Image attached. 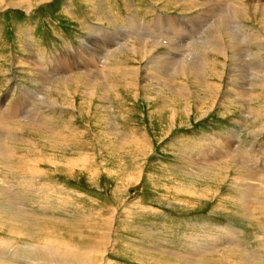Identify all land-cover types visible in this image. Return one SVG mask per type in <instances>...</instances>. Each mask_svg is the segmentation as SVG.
I'll list each match as a JSON object with an SVG mask.
<instances>
[{"label":"rangeland","instance_id":"374dc122","mask_svg":"<svg viewBox=\"0 0 264 264\" xmlns=\"http://www.w3.org/2000/svg\"><path fill=\"white\" fill-rule=\"evenodd\" d=\"M232 6L248 9L244 26L226 18ZM263 7L264 0H0L6 252L26 264L28 245L56 238L99 248L103 264H264V177L245 173L261 165L248 155L264 159ZM153 40L160 45L146 44ZM217 45L230 48L229 59ZM169 53L209 61L196 58L201 74L187 66L182 77L157 64ZM82 57L100 61L98 85L87 86L83 71L51 82L71 62L84 68ZM224 137L234 138L231 158L197 166Z\"/></svg>","mask_w":264,"mask_h":264},{"label":"bare ground","instance_id":"6f19581e","mask_svg":"<svg viewBox=\"0 0 264 264\" xmlns=\"http://www.w3.org/2000/svg\"><path fill=\"white\" fill-rule=\"evenodd\" d=\"M30 1V0H29ZM204 1V0H203ZM260 2V1H259ZM199 3H201V2H199ZM249 3V2H248ZM25 4V3H24ZM250 4V3H249ZM248 4V5H249ZM2 5V4H1ZM6 5V4H5ZM204 5V4H203ZM228 5V4H227ZM254 5V4H253ZM4 6V5H3ZM2 7V6H1ZM228 7V6H227ZM214 9H216V8H214ZM218 9V8H217ZM263 10H264V7H263ZM206 11V10H205ZM219 11H220V9H219ZM229 13V15L228 16H226V18H228V17H230V20H229V22H231V21H233V22H236V25L238 24V27H242V23H241V20H240V18L241 19H248V9L245 7V6H243V7H234V6H232L231 8L229 7L228 8V11H226V14H228ZM217 15V14H216ZM198 16V15H197ZM240 17V18H239ZM251 17V16H250ZM169 20V19H168ZM217 22V21H216ZM220 22V21H219ZM220 24V23H219ZM228 25H230V24H228ZM234 26V25H233ZM244 26V25H243ZM217 27V26H216ZM221 27V26H220ZM223 27V26H222ZM173 28H175V27H173ZM227 28V27H226ZM226 28H225V30H226ZM231 28H232V25H231ZM235 28V27H234ZM247 28V27H246ZM177 29V28H176ZM233 29V28H232ZM231 29V30H232ZM244 29V28H243ZM262 29H264V27H262ZM213 30V29H212ZM229 30V29H228ZM230 30V31H231ZM101 31V30H100ZM177 31V30H176ZM213 34V33H212ZM215 34V33H214ZM217 34V39L220 41V42H222L223 41V37H224V32H223V30L222 31H218V33H216ZM209 35V34H208ZM228 35V34H227ZM115 36V35H114ZM94 39V38H93ZM229 39V38H228ZM236 41V40H235ZM157 41L156 40H153V42L152 43H149V42H147L146 41V44L148 43V44H151L152 46H154V47H156V46H159L160 44H158V43H156ZM229 42V41H228ZM227 42V43H228ZM239 42V41H238ZM156 43V44H155ZM236 43H237V41H236ZM241 43L242 42H239V45H241ZM235 44V43H234ZM238 44V43H237ZM243 44H244V42H243ZM242 44V45H243ZM144 45V44H143ZM142 45V46H143ZM146 46V45H145ZM213 46V45H212ZM211 46V47H212ZM229 46V45H228ZM210 47V48H211ZM227 47V45L226 46H224L223 45V47L221 48L219 45H217V46H215L214 47V49H217L218 51H219V54H221L223 57H224V59H229V55H227L226 54V51H228L230 48H226ZM143 48V47H142ZM180 48H182V47H180ZM233 48H235V49H237L236 48V45H233ZM183 49H185V48H183ZM213 48H211V50H214ZM107 50V49H106ZM142 50V49H141ZM146 50V49H145ZM239 50V49H238ZM105 51V50H104ZM243 51H241V53H242ZM106 53V52H105ZM109 53V52H108ZM135 53V52H134ZM150 53H152V52H150ZM94 54H96V53H94ZM156 54V53H155ZM248 54V53H247ZM108 55V54H107ZM163 55V54H162ZM166 55V54H165ZM245 55V54H244ZM88 57H91L90 55H87ZM151 56V55H150ZM164 56V55H163ZM194 56V55H193ZM196 56V55H195ZM58 57V56H57ZM93 57H94V55H93ZM84 58V57H82V62L83 63H85V67L84 68H79V67H77V65H76V63H74V62H71L68 66H66L67 67V69H65L64 71H59V70H57V72H56V75H49V76H51V78H50V80H51V82L54 80V78H57V82H61V81H64V80H66V77L67 76H70V75H75V74H78V73H80L81 71H83L84 72V75H83V77H84V80H86L87 81V83H88V85L87 86H96V85H98L99 84V81H100V78H102V76H101V73H99V70H98V68H97V66L100 64V61H97L96 60V58ZM160 57V56H159ZM192 57V56H191ZM202 57H204V56H200V60L197 58V57H195V58H193V59H195L196 60V58H197V61H199V62H207V61H209V60H207L206 61V58L205 59H203L202 60ZM249 57V56H248ZM31 58V57H30ZM153 58V57H152ZM166 59H164V60H158L157 59V61H159V62H157V64H162V63H164L163 61H165V62H167V63H164L163 65H162V68L161 69H163V70H165V71H168V72H170V73H174V72H178L179 73V75L180 76H182V77H185L186 76V71H185V68L187 67V66H190V67H192V69L194 70V74H201V72H202V70H203V67L202 66H200L195 60H193L194 62H191V61H189V59L187 60V58L185 57H181V56H177L176 54H174V55H172V54H168L166 57H165ZM95 59V60H94ZM88 60H90V62L88 61ZM100 60V59H99ZM96 61V62H95ZM156 62V61H155ZM209 63V62H208ZM103 65V64H102ZM106 65V64H105ZM204 65V64H203ZM101 66V65H100ZM171 66V67H170ZM46 67V66H45ZM169 67H170V69H169ZM172 68V69H171ZM49 70V69H48ZM101 70H102V68H101ZM100 70V72H102ZM43 71V70H42ZM50 71V70H49ZM38 74V73H37ZM42 74V73H41ZM220 75H222V73H219ZM40 75V74H39ZM82 77V78H83ZM40 78L42 79V80H45V82L44 83H49V79H47V78H43L42 76H40ZM91 79H93V81L91 82V84H90V80ZM103 79V78H102ZM101 79V80H102ZM159 79H161V80H163V78L162 77H159ZM145 80V79H144ZM54 81H56V80H54ZM70 81H73V80H70V79H68V81L66 82V83H69ZM43 82V81H42ZM62 83H64V82H62ZM165 83V82H164ZM56 84V83H55ZM105 86V85H104ZM106 87H109V86H107L106 85ZM105 87V88H106ZM111 87V86H110ZM137 87V86H136ZM92 88H94V87H92ZM157 88V87H156ZM113 89V88H112ZM168 89H172L171 87L170 88H168ZM103 90H104V88H103ZM111 90V89H110ZM109 90V91H110ZM117 94V93H116ZM32 96V98L34 99V101H33V103H29L28 102V105L26 106V108H29V106L31 105V104H34V102H36L37 101V98L35 97V95L33 94V95H31ZM106 96L107 95H105V97H103L104 98V100H106ZM31 100V99H30ZM29 100V101H30ZM53 100L54 99H52V103L51 104H53V105H57V103H56V101H54L53 102ZM109 100V99H108ZM26 101V100H25ZM50 98L48 99V103L50 104ZM32 102V101H31ZM27 103V102H26ZM24 105V104H23ZM24 107L25 106H23V110H24ZM52 108V107H51ZM40 109V108H39ZM43 109V108H42ZM22 110V111H23ZM32 110V109H31ZM19 111H21V110H19ZM25 111V110H24ZM28 114V113H27ZM5 116V115H4ZM15 116H17V115H15ZM49 116V115H48ZM47 116V117H48ZM12 117V116H11ZM13 119H14V117H13ZM40 123V122H39ZM262 123V122H261ZM35 126V125H34ZM38 126V125H37ZM32 127V126H31ZM258 133V132H257ZM256 133V134H257ZM221 139V138H220ZM2 143H4L5 142V140L3 139L2 141H1ZM66 142V141H65ZM64 142V143H65ZM235 141H234V138H229V137H227V138H225L224 137V139H221L220 140V142H216V144L214 145V147L212 148V149H210V150H208V151H206V153L204 152V155H199L202 159L199 161L198 159V161H196V162H200V163H197L198 165L197 166H201V165H203L204 163H207V162H209V160L207 161V159L206 158H211L212 159V162H216V163H219V162H221V161H225L228 157H230L231 158V156L234 154V152L232 153L231 152V150H233V146H234V143ZM2 143H0V145H1V147L5 150V148L3 147V145H2ZM29 143V142H28ZM212 144H213V142H212ZM7 146V145H6ZM238 146V145H237ZM8 149V148H7ZM263 151V150H262ZM236 152V151H235ZM238 152H240V151H238ZM8 155H10V153H11V150H9L8 151ZM241 153V152H240ZM264 153V152H263ZM31 154V153H30ZM238 154V153H237ZM257 155V154H256ZM2 156V155H1ZM235 156V155H234ZM237 157L236 158H238V155H236ZM259 156V155H258ZM262 156V155H261ZM264 156V155H263ZM10 157V156H9ZM9 157H7V158H3L4 160H3V162L5 161H7L8 159H9ZM197 157V156H196ZM240 157V156H239ZM242 157V156H241ZM257 157V156H256ZM256 157H254L253 155H248V160L249 159H256L255 161H260L261 162V165L260 166H257L256 167V169H254V170H258V171H254V170H250V171H245V173H246V176L248 177V178H250L251 179V181L252 180H254V181H259L260 180V178L261 177H264V159H258V158H256ZM234 158V157H233ZM242 159V158H241ZM10 160V159H9ZM244 160V159H243ZM241 161V160H239L240 162H244V161ZM247 160V159H246ZM247 160V161H248ZM250 161V160H249ZM246 162V163H249L250 164V162ZM253 161V160H252ZM28 162V161H27ZM35 163V162H34ZM254 163V162H253ZM257 163V162H256ZM259 163V162H258ZM257 163V164H258ZM7 164V163H6ZM200 164V165H199ZM208 164V163H207ZM260 164V163H259ZM2 165H3V163H2ZM1 165V166H2ZM5 165V164H4ZM3 165V166H4ZM252 167H253V165H252ZM204 168V167H203ZM10 169V168H9ZM8 169V170H9ZM3 180V179H2ZM249 180V179H248ZM247 180V181H248ZM250 181V180H249ZM1 182V181H0ZM2 183H4L3 181H2ZM248 185H251L249 182H248ZM263 185H264V181H263ZM251 190V189H250ZM262 190V189H261ZM263 199V198H262ZM254 201H255V199H254ZM245 205H246V203H245ZM247 207V206H246ZM251 208V207H250ZM246 209V208H245ZM246 210H248V209H246ZM248 217V216H247ZM95 229V228H94ZM238 231V230H237ZM232 234V233H231ZM230 235V234H229ZM228 235V236H229ZM87 236V235H86ZM102 236V235H101ZM54 239V241H49V242H46L43 246H32V245H28L27 247H28V250L27 251H25V252H21V254L23 255V256H28L29 257V261H28V263H26V261L27 260H23V261H21V262H24V263H26V264H103V262L105 261L104 259H103V257H104V253H102V251H99V248L97 249V248H87V249H85V250H79V248L78 247H76V245H74V246H71L70 245V243L68 244V243H62L63 242V240H62V242H58V241H55L56 240V238H53ZM60 239V238H59ZM63 239V238H62ZM99 239V238H98ZM198 239H199V237H198ZM236 239V238H235ZM102 240V239H101ZM65 241V240H64ZM88 242V241H87ZM87 242H85V243H87ZM96 242V241H95ZM103 242V241H102ZM91 243V242H90ZM94 243V242H93ZM92 243V244H93ZM68 244V245H67ZM71 244H72V242H71ZM73 244H75L74 242H73ZM203 244V243H202ZM228 244V243H227ZM80 245V244H79ZM89 245H91V244H89ZM206 245V244H205ZM10 247V245H5V244H1L0 245V256L1 257H8V259H9V263L8 264H12V263H17V264H20V260H19V258H18V255L16 254V252H13V253H8V252H6L7 251V247ZM93 246V245H92ZM210 246V245H209ZM13 248V247H12ZM82 248V247H81ZM84 248H86V247H84ZM105 249H106V246L104 247ZM14 249V248H13ZM210 249V248H209ZM211 250H212V248H211ZM215 250V249H214ZM195 251V250H194ZM111 252V251H110ZM4 253H7V254H4ZM206 253V252H205ZM106 254H107V252H106ZM195 255H197V254H195ZM201 256V255H200ZM119 257V256H118ZM126 257V256H125ZM197 257H198V255H197ZM220 257V256H219ZM129 259V258H128ZM205 260V259H204ZM108 261V260H107ZM201 261V260H200ZM19 262V263H18ZM113 262V261H112ZM105 263H106V261H105ZM110 263V262H109ZM111 264V263H110ZM114 264V263H113Z\"/></svg>","mask_w":264,"mask_h":264}]
</instances>
